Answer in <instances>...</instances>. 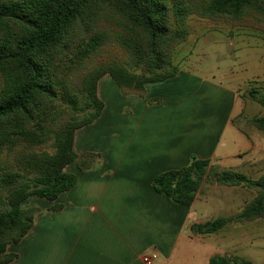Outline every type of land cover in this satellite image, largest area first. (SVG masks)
<instances>
[{
	"label": "trees",
	"instance_id": "trees-1",
	"mask_svg": "<svg viewBox=\"0 0 264 264\" xmlns=\"http://www.w3.org/2000/svg\"><path fill=\"white\" fill-rule=\"evenodd\" d=\"M0 0V264L31 229L42 208L72 189L74 163L84 171L97 155L73 151L75 131L92 125L103 103L97 82L108 75L122 95L142 96L147 84L177 74L171 60L185 42L187 17H264V0ZM116 47L112 58L107 56ZM264 109V95L250 92ZM264 133V116L250 121ZM208 160L192 158L177 170L156 175L153 190L190 207L207 175ZM213 183L241 186L254 197L236 214L198 225L215 234L230 224L264 219V175L251 181L224 170ZM33 204V206L31 205ZM51 206L48 211H57ZM208 264H249L214 255Z\"/></svg>",
	"mask_w": 264,
	"mask_h": 264
},
{
	"label": "crops",
	"instance_id": "crops-1",
	"mask_svg": "<svg viewBox=\"0 0 264 264\" xmlns=\"http://www.w3.org/2000/svg\"><path fill=\"white\" fill-rule=\"evenodd\" d=\"M107 93L115 100H100L99 118L76 130L73 140L76 155L92 153L97 162L84 171L66 166L77 176L75 186L54 201L35 200L43 211L18 243L7 245L15 258L6 264H143L152 252L153 264H168L181 236L200 241L189 231L206 223L192 211L204 180L190 207L156 193L152 181L192 158L212 168L225 132H238L231 124L237 91L184 71L147 84L140 97L122 95L104 75L97 97ZM239 155L223 154L217 164ZM56 205L57 211L47 210ZM204 245L202 264H208L222 250Z\"/></svg>",
	"mask_w": 264,
	"mask_h": 264
},
{
	"label": "rangeland",
	"instance_id": "rangeland-1",
	"mask_svg": "<svg viewBox=\"0 0 264 264\" xmlns=\"http://www.w3.org/2000/svg\"><path fill=\"white\" fill-rule=\"evenodd\" d=\"M192 4L189 0V5ZM185 25L188 36L177 46L171 60L176 75L188 71L238 94L231 124L239 133L225 132L216 161L214 164L210 161L212 168H207L203 195L192 204V211L204 223L236 214L255 195V191L245 187L213 183V173L232 170L251 181L264 175V133L249 122L252 118L264 116V109L250 95V92L264 95V17L250 14L235 20L211 19L193 13L187 17ZM109 49L107 56L112 58L118 50L116 47ZM98 99L115 100V97L113 93H107ZM223 154L240 155L228 157L227 162L219 165L217 159ZM93 161L97 162V158ZM33 203L42 208L35 200ZM195 226L189 235H197L200 241L181 236L168 264H202L203 254L208 250L204 243L221 249L220 256L238 262L264 264V219L230 224L215 234L198 233Z\"/></svg>",
	"mask_w": 264,
	"mask_h": 264
},
{
	"label": "built area",
	"instance_id": "built-area-1",
	"mask_svg": "<svg viewBox=\"0 0 264 264\" xmlns=\"http://www.w3.org/2000/svg\"><path fill=\"white\" fill-rule=\"evenodd\" d=\"M155 259H156V254L154 252H152L149 255H143L141 258L143 264H153Z\"/></svg>",
	"mask_w": 264,
	"mask_h": 264
},
{
	"label": "water",
	"instance_id": "water-1",
	"mask_svg": "<svg viewBox=\"0 0 264 264\" xmlns=\"http://www.w3.org/2000/svg\"><path fill=\"white\" fill-rule=\"evenodd\" d=\"M194 230L197 232V230H198V226H195Z\"/></svg>",
	"mask_w": 264,
	"mask_h": 264
}]
</instances>
